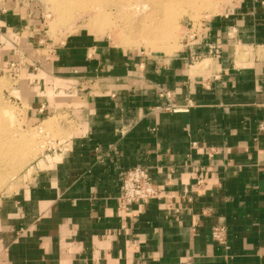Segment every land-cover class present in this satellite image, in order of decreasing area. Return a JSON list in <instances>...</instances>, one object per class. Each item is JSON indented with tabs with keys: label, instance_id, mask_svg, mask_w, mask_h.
I'll list each match as a JSON object with an SVG mask.
<instances>
[{
	"label": "crops",
	"instance_id": "crops-1",
	"mask_svg": "<svg viewBox=\"0 0 264 264\" xmlns=\"http://www.w3.org/2000/svg\"><path fill=\"white\" fill-rule=\"evenodd\" d=\"M217 5L148 54L85 30L50 40L35 5L0 0V69L23 76L29 121H70L0 197V264H264V0ZM135 165L161 198L120 209Z\"/></svg>",
	"mask_w": 264,
	"mask_h": 264
},
{
	"label": "rangeland",
	"instance_id": "rangeland-1",
	"mask_svg": "<svg viewBox=\"0 0 264 264\" xmlns=\"http://www.w3.org/2000/svg\"><path fill=\"white\" fill-rule=\"evenodd\" d=\"M219 1L179 0L176 18L172 23H165L167 10L151 0H28L40 12L41 27L35 28L50 40L85 30L106 38L120 49L148 54L176 51L182 36L188 32L186 26L191 28L192 24L216 13ZM22 77L4 67L0 69V109L7 114L2 126L0 118V134L6 132L0 141L10 138L9 144L12 143L4 161H0V197L17 188L30 174L36 160L64 140L70 124L66 112H54L29 121L27 101L21 93Z\"/></svg>",
	"mask_w": 264,
	"mask_h": 264
},
{
	"label": "built area",
	"instance_id": "built-area-1",
	"mask_svg": "<svg viewBox=\"0 0 264 264\" xmlns=\"http://www.w3.org/2000/svg\"><path fill=\"white\" fill-rule=\"evenodd\" d=\"M20 4L29 6L28 0H19ZM159 97H169V92L158 88ZM165 109L174 110V106L168 101ZM202 178H198L196 184H200ZM117 206L120 209H126L129 204L134 202H147L151 199H160V189L150 178L148 169L142 165H135L120 171L119 193L117 195ZM189 199V198H188ZM211 238L219 243H224L226 230L223 226H213L211 229Z\"/></svg>",
	"mask_w": 264,
	"mask_h": 264
},
{
	"label": "bare ground",
	"instance_id": "bare-ground-1",
	"mask_svg": "<svg viewBox=\"0 0 264 264\" xmlns=\"http://www.w3.org/2000/svg\"><path fill=\"white\" fill-rule=\"evenodd\" d=\"M154 4H158V6H163L165 7L164 10H167L166 15L163 18V22L165 23H172L173 20L176 18L175 13L178 11V4H179V0H151ZM188 1V0H187ZM142 5V4H141ZM145 4L142 5V7H144ZM65 9V8H63ZM62 9V10H63ZM67 10V9H66ZM65 10V11H66ZM158 10V9H157ZM160 10V9H159ZM163 11V10H162ZM67 12V11H66ZM152 14V13H151ZM3 110L0 109V118L1 119V126L5 124V122H2V120H6L7 119V114H4V112H2ZM4 129H6V126H3ZM9 129V128H8ZM1 133V132H0ZM4 131H2V134H0L1 139L4 138L5 136ZM25 141V140H24ZM9 142H11V139L8 138V140L6 141H0V161H4L3 159L7 156L9 150V146H12ZM5 150V151H4ZM18 159V158H17ZM17 163H15L16 166ZM18 165V164H17Z\"/></svg>",
	"mask_w": 264,
	"mask_h": 264
}]
</instances>
